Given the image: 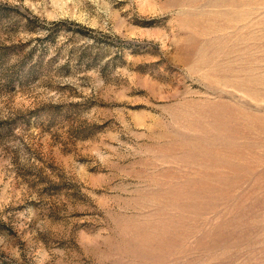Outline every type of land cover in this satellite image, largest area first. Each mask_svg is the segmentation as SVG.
<instances>
[{"label":"rangeland","instance_id":"obj_1","mask_svg":"<svg viewBox=\"0 0 264 264\" xmlns=\"http://www.w3.org/2000/svg\"><path fill=\"white\" fill-rule=\"evenodd\" d=\"M0 264H264V0H0Z\"/></svg>","mask_w":264,"mask_h":264}]
</instances>
